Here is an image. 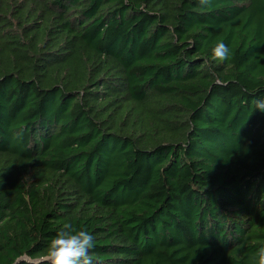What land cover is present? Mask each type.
<instances>
[{"label":"trees","instance_id":"trees-1","mask_svg":"<svg viewBox=\"0 0 264 264\" xmlns=\"http://www.w3.org/2000/svg\"><path fill=\"white\" fill-rule=\"evenodd\" d=\"M258 97L264 0H0V264H258Z\"/></svg>","mask_w":264,"mask_h":264},{"label":"clouds","instance_id":"clouds-1","mask_svg":"<svg viewBox=\"0 0 264 264\" xmlns=\"http://www.w3.org/2000/svg\"><path fill=\"white\" fill-rule=\"evenodd\" d=\"M210 0H199L201 5H207ZM230 58V49L223 43H217L212 49L213 61L225 62ZM254 110L264 113V97L253 100ZM95 246V236L87 230H75L70 223L63 225L62 229L51 238L44 264H94L91 250ZM258 264H264V245L257 252Z\"/></svg>","mask_w":264,"mask_h":264}]
</instances>
